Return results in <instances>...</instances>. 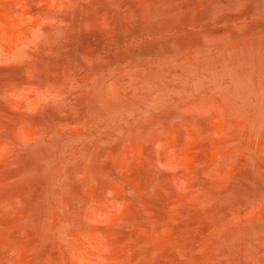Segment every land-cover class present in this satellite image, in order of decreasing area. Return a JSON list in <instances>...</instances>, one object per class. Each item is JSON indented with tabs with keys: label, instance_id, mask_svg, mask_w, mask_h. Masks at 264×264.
Here are the masks:
<instances>
[{
	"label": "rangeland",
	"instance_id": "1",
	"mask_svg": "<svg viewBox=\"0 0 264 264\" xmlns=\"http://www.w3.org/2000/svg\"><path fill=\"white\" fill-rule=\"evenodd\" d=\"M0 264H264V0H0Z\"/></svg>",
	"mask_w": 264,
	"mask_h": 264
}]
</instances>
